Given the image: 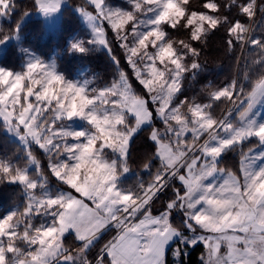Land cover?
<instances>
[{"label": "snow or ice", "instance_id": "obj_1", "mask_svg": "<svg viewBox=\"0 0 264 264\" xmlns=\"http://www.w3.org/2000/svg\"><path fill=\"white\" fill-rule=\"evenodd\" d=\"M63 9L0 0V51L22 57L0 63V145L15 149L0 185L20 190L0 210V264H184L200 246L199 264H264V0H83L66 52L106 54L99 86L24 46L33 17ZM221 29L243 68L216 84L202 56Z\"/></svg>", "mask_w": 264, "mask_h": 264}, {"label": "trees", "instance_id": "obj_2", "mask_svg": "<svg viewBox=\"0 0 264 264\" xmlns=\"http://www.w3.org/2000/svg\"><path fill=\"white\" fill-rule=\"evenodd\" d=\"M68 4L64 6V9L61 14L59 27L55 32L48 33L44 30L42 20L38 17H33L32 20L25 26V42L24 46L27 47L31 45L38 54L48 58L51 54H55L54 57L57 59L58 67L60 71L64 72L70 78H73L79 71L85 72L93 77V81L97 85H101L105 80L111 79V64L103 51H95L89 53L87 56L80 55H69L66 52L67 44L66 39L69 33H80L81 35L85 34L86 27L81 23V21L75 16L72 12L74 6L80 5L83 3V0H67ZM23 5L30 3V0H21ZM123 3L124 0H121ZM222 2H227V0H222ZM259 2V0H258ZM190 4L195 8L199 7L200 0H190ZM223 29L220 33H217L215 36H212L209 41V46L205 48L202 59H207L209 67L213 68V74L208 76L207 79L213 80L214 83L220 84L225 80H230L233 76L237 56L240 52V48L237 47L235 53L226 52L225 47L222 44L223 40ZM22 57L16 51L14 47L5 50L4 57L0 60L1 63H6L10 67L20 66ZM205 79L204 83L207 82ZM189 88V94H192L194 91L198 90L200 85L196 86V89ZM222 109V104L218 105L215 110V114H219ZM149 142H146L143 138L138 137L133 149V157L136 159L137 164L143 163L144 154L148 151ZM15 151L12 144L0 145V155H3L7 152L8 155H12ZM238 158L229 154L226 160V163L231 166L234 162H237ZM158 163V161H157ZM155 170V168H153ZM136 177L129 176L126 183L131 184L134 182ZM145 180H148L149 177L144 176ZM19 188L6 187L0 185V210L3 207L12 205L14 201L18 198ZM159 205V201L157 205ZM113 233H108L105 235L104 240L101 241L103 244L106 240L111 239ZM66 246L75 247L69 241ZM203 251V247L193 248L188 256L185 258L184 264H199L200 255ZM170 262L171 258L169 257Z\"/></svg>", "mask_w": 264, "mask_h": 264}, {"label": "rangeland", "instance_id": "obj_3", "mask_svg": "<svg viewBox=\"0 0 264 264\" xmlns=\"http://www.w3.org/2000/svg\"><path fill=\"white\" fill-rule=\"evenodd\" d=\"M62 3H63V5L65 6V5L68 4V1H67V0H62ZM37 17H38V16H37ZM38 18H40V19L42 20V24H43V26H44V30H45L46 32H48V33H52V32H55V31L58 29V27H59L61 14H60V15H57V16H54L53 18H51V19L48 20V21L44 20L42 17H38ZM80 21H81V23L86 27L85 23H84L82 20H80ZM4 54H5V50H4V51H0V57L3 58V57H4ZM54 55H55V54H51L47 59H52V58L54 57ZM240 56H241V49H240V52L238 53L237 58L240 57ZM2 58H0V60H1ZM0 63H1V62H0ZM238 66H239L240 68H243V61H242V60L238 61V59H237V62H236V66H235V70H234L233 76L235 75ZM241 75H243L242 72H241ZM233 76H232V77H233ZM81 78L89 79V80H92V81H93V77L90 76V75H88V74H85V72H83V71H79L78 74H76V75L73 77V79H81ZM93 86H99V85H97V84L95 83V81H93ZM215 110H216V109H215ZM225 110H226V105H225V104H222V109H221L220 113H219V114H216V115H217V116H220ZM255 111L259 112L261 115H264V105H260V104H258V105L256 106ZM75 120H76V122L74 123L73 126H74V127H79L80 124H81L82 122H80V121L78 120V118H75ZM170 258H171V257H170Z\"/></svg>", "mask_w": 264, "mask_h": 264}]
</instances>
